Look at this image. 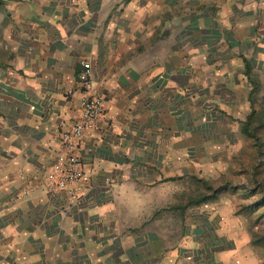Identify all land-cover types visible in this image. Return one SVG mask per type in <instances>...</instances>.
<instances>
[{
	"label": "rangeland",
	"instance_id": "1",
	"mask_svg": "<svg viewBox=\"0 0 264 264\" xmlns=\"http://www.w3.org/2000/svg\"><path fill=\"white\" fill-rule=\"evenodd\" d=\"M23 3L0 0V69L17 75L32 38ZM229 4L196 5L193 14L207 18L193 15L190 28L177 18L175 91L142 116L154 142L129 145L127 157L113 151L86 176L90 193L79 204L88 210L73 214L89 223L76 242L56 238L39 251L50 245L45 252L74 254V264H264V44L232 37L230 20L219 18ZM183 9L177 4V15ZM218 188L213 201L187 206Z\"/></svg>",
	"mask_w": 264,
	"mask_h": 264
},
{
	"label": "crops",
	"instance_id": "2",
	"mask_svg": "<svg viewBox=\"0 0 264 264\" xmlns=\"http://www.w3.org/2000/svg\"><path fill=\"white\" fill-rule=\"evenodd\" d=\"M214 1L230 3L219 18L230 20L233 38L264 44V0ZM22 2L30 26L23 34L32 37L17 64L22 75L0 69V264H74V254L69 259L67 252H45L50 245L41 252L39 243L56 238L74 243L77 228L89 223L73 214L88 210L79 204L90 193L82 184L54 198L44 191L46 174L60 152L58 133L77 117L78 64L89 63L104 110L97 128L80 144L85 175L93 179L114 152L127 157L129 145L154 142L152 133L151 138L144 132L142 116L157 114L154 98L175 91L170 51L176 20L188 19L190 28L193 15L201 18L204 12L193 14L196 5L209 0ZM177 4L182 14L177 15ZM181 26L185 29V21Z\"/></svg>",
	"mask_w": 264,
	"mask_h": 264
},
{
	"label": "built area",
	"instance_id": "3",
	"mask_svg": "<svg viewBox=\"0 0 264 264\" xmlns=\"http://www.w3.org/2000/svg\"><path fill=\"white\" fill-rule=\"evenodd\" d=\"M75 78L79 95L77 117L58 133L59 156L44 180V191L50 198L84 182L86 175L80 154L81 140L97 128L104 111L89 63L81 61L78 64Z\"/></svg>",
	"mask_w": 264,
	"mask_h": 264
},
{
	"label": "trees",
	"instance_id": "4",
	"mask_svg": "<svg viewBox=\"0 0 264 264\" xmlns=\"http://www.w3.org/2000/svg\"><path fill=\"white\" fill-rule=\"evenodd\" d=\"M242 62H243V74L247 78L249 83L252 84V82H250V80L248 78V69H249L248 63L245 60H242ZM77 72H78V66H77V71H75V76H76ZM243 133L247 135L246 130H243ZM249 136L251 137V135H249ZM207 189H210V188H207ZM220 190H222V189L218 188L216 190H212L209 195H201L197 199H191V200H189L187 202V206L200 205V204H203V203H207L209 201H213L218 196ZM253 243H255V242L253 241Z\"/></svg>",
	"mask_w": 264,
	"mask_h": 264
}]
</instances>
